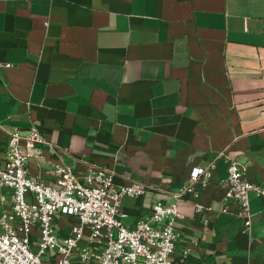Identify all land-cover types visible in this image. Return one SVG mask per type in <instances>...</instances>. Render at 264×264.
I'll use <instances>...</instances> for the list:
<instances>
[{
  "label": "crops",
  "instance_id": "obj_1",
  "mask_svg": "<svg viewBox=\"0 0 264 264\" xmlns=\"http://www.w3.org/2000/svg\"><path fill=\"white\" fill-rule=\"evenodd\" d=\"M33 125L50 143L31 177L97 164L147 185L122 199L130 227L217 161L178 201L174 261L264 264V200L251 192L248 228L225 198L226 157L264 187V0H0V164Z\"/></svg>",
  "mask_w": 264,
  "mask_h": 264
},
{
  "label": "built area",
  "instance_id": "obj_2",
  "mask_svg": "<svg viewBox=\"0 0 264 264\" xmlns=\"http://www.w3.org/2000/svg\"><path fill=\"white\" fill-rule=\"evenodd\" d=\"M49 143L35 125L25 137L10 133L0 164V191L11 192L10 201L1 199L0 264H47L49 259L52 264H176L179 224L185 219L178 201L187 193L196 196L198 185L209 184L217 161L193 168L189 183L171 193L175 202L153 204L150 214L130 227L122 199L145 194L147 185L134 181L117 187L116 169L97 164L85 172L59 164L53 170L54 183L35 179L29 174V159L41 156V146ZM226 163L225 198L239 204L250 228V194L264 200V187L249 181L237 160L226 157ZM196 209L202 213L206 207L197 203Z\"/></svg>",
  "mask_w": 264,
  "mask_h": 264
}]
</instances>
